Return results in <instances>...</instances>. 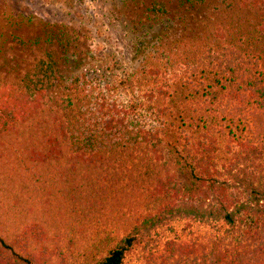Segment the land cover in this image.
<instances>
[{
    "label": "trees",
    "instance_id": "1",
    "mask_svg": "<svg viewBox=\"0 0 264 264\" xmlns=\"http://www.w3.org/2000/svg\"><path fill=\"white\" fill-rule=\"evenodd\" d=\"M109 16L96 45L0 23V264H124L178 221L197 234L149 264H264V0Z\"/></svg>",
    "mask_w": 264,
    "mask_h": 264
},
{
    "label": "rangeland",
    "instance_id": "2",
    "mask_svg": "<svg viewBox=\"0 0 264 264\" xmlns=\"http://www.w3.org/2000/svg\"><path fill=\"white\" fill-rule=\"evenodd\" d=\"M116 2L117 0H0V23L5 25L6 19L9 18L8 22H10L11 17L16 14H30L36 18L58 23H72L79 20L86 30L92 32V43L102 44V40H106V32L111 29V16L109 19L107 17ZM9 25L10 28L2 27V31L19 30V27L10 23ZM116 46L120 47L121 44ZM197 232V225L190 222L178 221L170 226L167 225L154 233L149 242L137 246L127 256L124 264H149L153 255L166 253L164 251L168 240L181 243L192 239Z\"/></svg>",
    "mask_w": 264,
    "mask_h": 264
}]
</instances>
